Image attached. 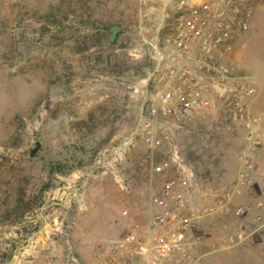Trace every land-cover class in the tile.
Segmentation results:
<instances>
[{"label":"rangeland","instance_id":"1","mask_svg":"<svg viewBox=\"0 0 264 264\" xmlns=\"http://www.w3.org/2000/svg\"><path fill=\"white\" fill-rule=\"evenodd\" d=\"M240 7L246 27L219 34L224 59L255 87L246 115L236 119L226 95L213 93L212 108L152 146L140 109L155 38L170 34L177 0H0V264H101L105 241L145 224L150 185L161 181L151 164L174 153L170 174L189 170L195 198L229 204L199 219L197 264H264V217L253 220L264 214V0ZM255 118L261 145L251 153ZM246 154L252 184L241 187ZM236 205H249L248 216L234 218ZM240 225L249 236L220 246Z\"/></svg>","mask_w":264,"mask_h":264},{"label":"built area","instance_id":"2","mask_svg":"<svg viewBox=\"0 0 264 264\" xmlns=\"http://www.w3.org/2000/svg\"><path fill=\"white\" fill-rule=\"evenodd\" d=\"M245 0H177L178 16L170 34L156 37L154 41V70L144 103L140 109L139 127L144 141L152 146L172 142L171 128L190 119L195 113L212 108L213 93L231 105L234 117L243 118L249 103L244 97L254 96L255 87L250 80L238 73L234 64L223 57V38L219 34L232 25L246 27L240 3ZM238 97L240 100H238ZM252 119L247 124L245 143L254 153L261 145V138ZM253 156H241L236 185L249 187L252 184ZM180 162V155H167L151 164L150 176L159 177L158 184L151 183L148 193V216L145 224L136 223L121 236L109 238L97 251L101 264H197V246L205 237L199 219L215 214L218 208L207 205L200 196L192 173L181 176L170 174ZM230 198L226 199L225 203ZM264 210V192L257 203ZM128 211L125 210L124 214ZM232 216L244 219L249 214V205H236ZM264 214L254 216V221H263ZM244 226L219 242L238 244L249 234ZM213 248L216 245L213 244Z\"/></svg>","mask_w":264,"mask_h":264},{"label":"water","instance_id":"3","mask_svg":"<svg viewBox=\"0 0 264 264\" xmlns=\"http://www.w3.org/2000/svg\"><path fill=\"white\" fill-rule=\"evenodd\" d=\"M39 146H40V143L37 142V143H36V146L33 147V148L30 150V153H29V154H30L31 157H32V156L35 154V152L38 150Z\"/></svg>","mask_w":264,"mask_h":264}]
</instances>
